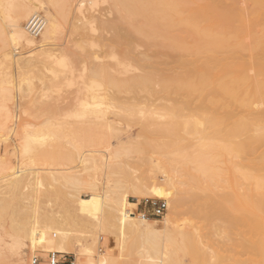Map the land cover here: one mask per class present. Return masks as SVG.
Listing matches in <instances>:
<instances>
[{
	"label": "bare ground",
	"instance_id": "obj_1",
	"mask_svg": "<svg viewBox=\"0 0 264 264\" xmlns=\"http://www.w3.org/2000/svg\"><path fill=\"white\" fill-rule=\"evenodd\" d=\"M103 1L108 10L97 15L94 0L61 8L53 0H0V69H8L5 81L14 84L29 68L62 64L70 45L92 48L90 92L97 127L107 128L112 140L121 123L135 126L146 146L160 154L161 162L152 167L166 174L156 185L169 217L159 225L128 214L151 195L143 184L115 181L96 194L78 168L113 171L116 163L94 151L71 155V164L78 163L66 170H23L20 160L36 154L43 137L54 136L49 129L54 110L39 105L34 118L45 119L18 127L14 99L0 108V146L11 144L17 162L9 165L0 157V204L16 190L34 194L37 203L51 195L60 199V189H70L62 197L68 212L78 220L102 216L96 235L69 236L52 213L31 203L21 213L27 217L21 228L31 252L75 254L77 264H137L131 253L137 244L139 264H264V0ZM66 25L74 38L60 48ZM20 46L28 51L18 52ZM88 105L82 104L83 111ZM164 164L175 181L164 173ZM82 185L91 190L86 199L80 196ZM127 193L136 202H129ZM186 206L188 234L173 225ZM112 232L133 240L111 248ZM100 235L104 250L97 252ZM24 245L17 239L11 245L16 264Z\"/></svg>",
	"mask_w": 264,
	"mask_h": 264
},
{
	"label": "rangeland",
	"instance_id": "obj_2",
	"mask_svg": "<svg viewBox=\"0 0 264 264\" xmlns=\"http://www.w3.org/2000/svg\"><path fill=\"white\" fill-rule=\"evenodd\" d=\"M53 1L61 8L64 4L67 5L70 4V2H75L77 0ZM94 2V14H104L108 10V4L105 1L94 0ZM3 22L6 26L8 25V22L5 20H3ZM69 27V25H66L65 29L59 36L57 45H59L60 48H64L67 41H70L71 38H74V36L70 37ZM27 51L28 50L24 49L23 46H20L18 50V52L21 53H25ZM62 53L64 54V60L62 64L59 65L52 62H47L45 64L38 65L35 68H29L21 73L19 82H17L18 80H14L15 82L13 81L14 84L9 83V85L5 81L8 79H6V73H8V69L5 67L0 69V108L7 105L11 106V99H14L13 102L15 103L18 102L17 104L19 105V111L16 113V122L18 127L24 123L38 125L45 119V117L34 118L35 116L33 115V110L37 107H42L39 105L44 104L43 108H46L45 106H47L48 110H50V108L54 110V112H52L54 115L51 119L52 128H49L54 136L48 135L43 137L41 143L35 145V149L37 150L36 154H33L31 158L25 157L26 159H21L20 161L22 162L28 159L23 164L19 161L21 163L19 164L22 169L29 170V172H31L30 168L32 171L37 172L47 168L51 170H66L70 168V166L74 165L71 164V155L76 156L78 152H83V150L84 152L94 151L96 155L102 157L107 163H116V165L113 166L114 168H112L113 171H107L105 169L91 171L90 169L85 170L80 167L78 168L82 181L85 182V184L91 183L95 185L92 189L95 190L96 194H103L108 186H112L115 181H121L127 185L132 183L146 185L151 195H149V197L141 198L138 202L140 206L143 205V202L146 199L165 202V200L162 199L159 192L157 191L159 187L156 185V183L161 182L162 178L164 179L166 174L160 172L158 173L152 167V162H161V156L155 149L146 146L145 140L138 131L139 128L128 125L125 126L126 124L121 123L119 126L120 128H117V139L119 140L115 138H111L112 140H109L107 128L97 127V123L100 120L97 119L94 114V107L92 105L93 100H91L90 92V87H92L90 69L95 63L94 50L87 46L83 51H79L70 45V47ZM18 84H20V88L17 86ZM11 85H13L12 87L14 90L12 87H10ZM7 89L11 92L7 91ZM16 90H19V95L21 94L20 91H22L23 94L19 96L16 94ZM17 96L18 99L16 98ZM87 103L89 104V110L86 112L83 111L84 109H82V104ZM47 108L43 110H47ZM29 112L31 114H28ZM80 112H83L81 116L78 115ZM107 116L112 118V115L110 114H107ZM95 140L102 141L100 143L98 141L99 144L97 143L100 146L96 145ZM15 142H19V139H16ZM107 142H109V144ZM11 147V144H8V146H0V157L6 161V164L14 166L17 164V162L15 157H13L11 154V149L13 148ZM88 154L89 153H85V155ZM130 166L131 170L129 169ZM164 166L167 167L165 164ZM166 169L167 172L164 171V173H167V175L170 177L175 176V173L172 171V169L169 167ZM0 172L3 173L2 170ZM112 172L113 174H111ZM173 180L175 181L176 179L173 177ZM44 185H46L48 189H51L48 183L44 182ZM81 187L82 189L80 196L82 199H86V197L83 195L85 193L90 194V187L87 185H82ZM60 190L63 197L64 192L70 189L65 190L61 188ZM16 191L17 192L15 193L14 191L12 192L14 193L13 195H7V193H4L7 196L6 198L5 196L3 197L1 203L4 205L6 203V205L0 210V264H16L13 258V253L11 252V245L16 239L25 244L23 246V250L20 253V264H29V258L31 255H36L44 260L47 259L48 253H44L41 250L31 252L27 247L28 239L23 234L21 228V225H23V227L26 226L25 222L27 217H24L25 213H21L26 212L24 206L26 207V204L28 205V203L34 205L39 204L40 208H42V211L52 213L53 216L58 220V223H60L59 229L74 238L92 237L96 235L98 230H100L99 225L102 216L99 213L95 214L93 217H89L88 220H78L77 217H74L75 215H72L74 213L68 212L67 209L69 206L64 205L62 197L59 199V197H52L51 195L49 199L44 197L45 199L37 201L36 203L33 197L34 194L30 195L28 192L25 194L24 192L26 191L22 190L20 192H18L19 190ZM21 192L22 194H20ZM175 193L176 191L172 189L171 195ZM126 196L129 202H136V199L133 197L134 195L132 193H127ZM33 201H35V203H33ZM18 202L20 206L17 204ZM4 205H2V207ZM166 208L167 209L162 217H150L147 220L151 223L155 222L161 225L164 218L169 217L167 204ZM65 209L70 214V218H75H73V221L76 220V223H78L77 225H80L79 228H76L77 225H75L73 221L66 218L68 214H66ZM139 209L141 208L139 207ZM187 209V206L184 207L180 215L173 222V225H176L177 228H180L185 234H188L190 231V224L188 222L189 213ZM28 215H30V212L25 216ZM11 216H13V218L16 216L17 217L10 220V218H12ZM10 222H12L11 224L16 223V226L11 228ZM81 226L83 228H80ZM78 229L81 230L78 231ZM110 238L111 248L117 249L121 246V242L125 238L127 241L133 240V238L129 237L128 235L122 236L116 232H112ZM103 242L104 236L100 235L97 252L104 250ZM132 248L133 249L131 253L133 261L139 264L137 256H139L140 247L137 244ZM166 250L167 253L170 252L169 247H167ZM163 251L165 250L163 249ZM71 255L75 256V254ZM177 257L181 260L184 259V255L181 252L177 253Z\"/></svg>",
	"mask_w": 264,
	"mask_h": 264
},
{
	"label": "built area",
	"instance_id": "obj_3",
	"mask_svg": "<svg viewBox=\"0 0 264 264\" xmlns=\"http://www.w3.org/2000/svg\"><path fill=\"white\" fill-rule=\"evenodd\" d=\"M139 207L141 209H139ZM166 209L165 202L146 199L142 206L137 204L134 210H127V212L131 216L138 215L142 219H148L150 217H162ZM29 264H76V257L71 254L50 252L48 253L46 260L36 255H31L29 258Z\"/></svg>",
	"mask_w": 264,
	"mask_h": 264
}]
</instances>
